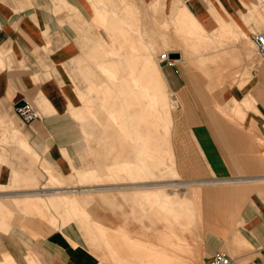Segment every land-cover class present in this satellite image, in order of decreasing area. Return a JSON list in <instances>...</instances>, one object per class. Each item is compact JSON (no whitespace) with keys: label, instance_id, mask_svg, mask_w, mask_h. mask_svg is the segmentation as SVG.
I'll list each match as a JSON object with an SVG mask.
<instances>
[{"label":"crops","instance_id":"1","mask_svg":"<svg viewBox=\"0 0 264 264\" xmlns=\"http://www.w3.org/2000/svg\"><path fill=\"white\" fill-rule=\"evenodd\" d=\"M152 4V12L158 15L172 13L173 30L178 33L181 49L166 50L177 53L171 63L162 61L158 66L149 60L140 65L143 71H139L140 68L135 67V51L146 47L150 52V46L142 39L134 11L137 8L144 16L151 13ZM0 20L3 22L0 34V185L8 187L6 192L19 190L20 186L29 189L32 187L28 186H34L39 175H43L42 167L35 166L36 161L47 164V178L40 188L43 184L48 185L46 189L71 187L62 176L70 175L72 169L78 186L104 184V181L91 182L93 177H103L95 168L80 166L81 131L77 118L88 117L84 103L88 96L93 98L99 93L91 90L102 88L109 74L119 78L126 95H131L132 83L138 80L149 94L169 98L167 138L173 178L118 179L109 181L110 184H133L113 188L131 190L129 195L140 203L141 211L153 212L166 226V216L159 211L165 198L163 189L182 188L183 183L216 182H172L180 179L170 136L171 109L175 107L178 124L190 127V148H195L198 161L195 172L236 181L232 182L235 186L223 190L232 211L231 224L220 237L207 234L203 257L219 250L226 242L233 255L220 250L227 253L234 264H264V54H257L250 40L251 32H264L263 0H0ZM104 26L108 29V38ZM226 39L233 54L230 58L225 55ZM208 41L217 51L203 54L199 45H207ZM93 44L99 45L97 63L102 80L89 78L86 90L76 93L72 81L76 62L82 59L86 47ZM246 50L255 57L245 82L240 86L238 83L216 84L210 88L198 67L204 76L219 82L223 78L221 69L229 60L244 62ZM166 85L174 100L165 92ZM242 95L247 96L242 99ZM76 96L83 103L81 107L73 104ZM23 99L38 112V116L28 122L22 121L14 111V105ZM114 141L117 159L132 164L133 147L119 138ZM129 152L133 157H129ZM111 175L113 177V172ZM50 176L62 186L52 185ZM11 186L13 188H9ZM92 190L104 189L81 192ZM60 191L63 196L73 192L78 206L106 230L129 234L124 210L115 215L111 222L116 226L110 228L107 216L76 195L78 190ZM46 192L51 196L56 190ZM213 193L211 189L199 191L205 196ZM23 196L33 205L41 206L38 192L23 193ZM195 209L197 213L196 203ZM8 256L16 264L14 257Z\"/></svg>","mask_w":264,"mask_h":264},{"label":"rangeland","instance_id":"2","mask_svg":"<svg viewBox=\"0 0 264 264\" xmlns=\"http://www.w3.org/2000/svg\"><path fill=\"white\" fill-rule=\"evenodd\" d=\"M152 7L153 4L151 13L144 16L140 15L137 8L134 11L142 39L150 46V52L146 47L135 51V67L140 68L139 71H143L140 65L149 60L155 61L157 65L165 61L159 57L161 52L174 48L181 49L178 33L175 34L173 30L172 13L158 15L152 12ZM159 21H162V24H159ZM104 33L108 35L105 26ZM225 41L227 42L225 55L230 58L233 56L230 53L232 50L229 49L228 40ZM208 44L199 45L201 53L217 51L213 43ZM98 47L97 44L87 46L82 59L76 62V73L72 78L76 93L86 90L89 78L97 82L102 80L103 76L97 63L100 57ZM245 56L244 62L229 60L228 65L221 69L223 78L219 82L204 76L199 67L198 70L209 82L210 88L216 84L238 83L240 86L254 66L255 55L246 50ZM183 59L196 66L189 59ZM164 90L170 99L174 100L167 85ZM91 91L99 93L93 98L88 96L84 103L89 118L83 120L77 118L81 131L80 166L95 168L103 177H93L91 182L104 181V184L78 186L76 173L72 169L70 175H61L71 187L46 189L48 185L43 184V188H40L47 178L45 173L47 164L36 161L35 166L42 167L43 175H39V180L35 179L34 186H28L32 188L20 186L19 190L6 192L8 187L0 185V264H14L8 254L14 257L16 264H204V238L207 234L220 237L231 224L232 211L223 190L224 187L235 186L236 183L232 182L236 181L226 180L228 177L211 178L208 174L195 172L198 161L195 148L193 150L190 148L188 138L191 137L190 127L178 124L175 117L177 110L173 107L170 136L180 179L172 182L213 180L216 182L191 185L183 183L182 188L163 189L162 196L165 198L161 207L159 206V211L166 216V226L153 212L145 210L142 212L140 203L129 195L131 190L113 188L133 184H110L109 181L173 178L169 168L167 138L169 98L166 95L149 94V90L136 80L132 83L131 95H126L124 85L119 78L111 74L106 78L102 88ZM246 96L242 95L241 98ZM73 104L80 107L83 105L77 96ZM110 115H114L115 120L111 119ZM116 138L133 147L135 158L132 164L121 158L117 159V143L114 141ZM129 157H133L131 152ZM50 183L62 186V183L57 182L52 176ZM102 188L104 190L81 192L83 189ZM70 189L78 190L75 192L76 195L89 201L90 207L107 216L106 223L110 228L116 226V223L111 222L115 215L124 210L129 234L121 230H106L97 224L78 206L73 192L63 196V192L60 191ZM204 189H211V193H214L208 196L199 194V191L203 192ZM48 190L56 192L47 196ZM32 192H38L40 207L24 198L23 193ZM120 193L126 195L122 196ZM226 246L225 242L220 249L233 255ZM182 248L190 249L191 253H185Z\"/></svg>","mask_w":264,"mask_h":264},{"label":"built area","instance_id":"3","mask_svg":"<svg viewBox=\"0 0 264 264\" xmlns=\"http://www.w3.org/2000/svg\"><path fill=\"white\" fill-rule=\"evenodd\" d=\"M3 31V22L0 20V34ZM250 40L254 46L255 52L259 55L264 54V32L255 30L251 32ZM159 57L167 63H171L174 58L167 57V51L159 54ZM15 113L24 122H28L38 116V112L33 105L26 99L18 101L14 105ZM204 264H234L232 258L222 250H216L204 258Z\"/></svg>","mask_w":264,"mask_h":264},{"label":"bare ground","instance_id":"4","mask_svg":"<svg viewBox=\"0 0 264 264\" xmlns=\"http://www.w3.org/2000/svg\"><path fill=\"white\" fill-rule=\"evenodd\" d=\"M138 81V80H137ZM165 84V83H164ZM112 114V113H111ZM110 117H111V119L113 118L114 120H115V117H114V115H110ZM115 125L117 126V123L115 122ZM168 152H169V154H170V146H169V143H168ZM113 190V189H112ZM4 197V196H3ZM193 207V206H192ZM194 216V215H193ZM194 220H195V218H194ZM135 245V244H134ZM170 245H171V243H170ZM173 245V244H172ZM190 250V249H189ZM189 250H187V248H185V249H183L182 248V251H184L185 253H187V254H190L191 252L189 251ZM158 258V257H157ZM161 263V262H160ZM98 264V263H97ZM153 264H155V263H153Z\"/></svg>","mask_w":264,"mask_h":264},{"label":"water","instance_id":"5","mask_svg":"<svg viewBox=\"0 0 264 264\" xmlns=\"http://www.w3.org/2000/svg\"><path fill=\"white\" fill-rule=\"evenodd\" d=\"M167 57L168 58H175V57H177V53L176 52H167Z\"/></svg>","mask_w":264,"mask_h":264}]
</instances>
